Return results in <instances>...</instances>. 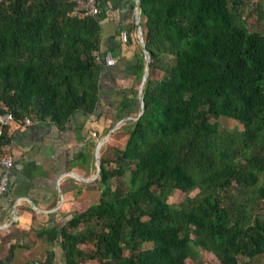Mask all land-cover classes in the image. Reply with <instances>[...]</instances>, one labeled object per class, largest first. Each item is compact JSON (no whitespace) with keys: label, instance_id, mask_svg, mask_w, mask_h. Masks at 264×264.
<instances>
[{"label":"trees","instance_id":"16d2710c","mask_svg":"<svg viewBox=\"0 0 264 264\" xmlns=\"http://www.w3.org/2000/svg\"><path fill=\"white\" fill-rule=\"evenodd\" d=\"M251 5L139 0L150 58L144 111L120 132L125 146L100 157L97 202L59 230L65 264H203L206 255L259 264L264 0ZM99 49L98 17L74 15L67 0H0V114L64 129L94 113ZM219 119L239 127L222 129ZM176 192L183 199L170 204Z\"/></svg>","mask_w":264,"mask_h":264},{"label":"crops","instance_id":"0c3cea01","mask_svg":"<svg viewBox=\"0 0 264 264\" xmlns=\"http://www.w3.org/2000/svg\"><path fill=\"white\" fill-rule=\"evenodd\" d=\"M96 2L101 72L94 113L76 114L64 129L36 121L8 127L10 143L4 150L14 164L0 198V264H65L59 230L98 200L96 154L100 158L140 114L138 95L147 66L136 27L139 16L142 28L139 0ZM107 56L113 66L106 65Z\"/></svg>","mask_w":264,"mask_h":264},{"label":"built area","instance_id":"2783aa9c","mask_svg":"<svg viewBox=\"0 0 264 264\" xmlns=\"http://www.w3.org/2000/svg\"><path fill=\"white\" fill-rule=\"evenodd\" d=\"M68 2L73 4V14L81 17H98L99 8L96 0H67ZM127 34H122V40L127 42ZM96 61H100V57L95 53ZM107 66H113L115 61L107 56L105 58ZM13 121V117L10 113L0 114V140L3 135V128L10 125ZM23 125L29 126L31 125V120L27 117L23 119ZM13 159L12 157L5 152V150L0 147V198L7 192L9 188V170L13 167Z\"/></svg>","mask_w":264,"mask_h":264},{"label":"rangeland","instance_id":"374dc122","mask_svg":"<svg viewBox=\"0 0 264 264\" xmlns=\"http://www.w3.org/2000/svg\"><path fill=\"white\" fill-rule=\"evenodd\" d=\"M246 1L249 2L250 4L252 3V5L250 7L251 10H252V8L254 7V3L258 2L259 0H246ZM247 21H248V23L250 25L257 26V15L255 14V12H252V14L249 16V18H248ZM256 28H258L257 30H260V29L262 30L264 27H260V28L259 27H256ZM154 76L156 78H162L163 77V73L160 72V71H158V72H155ZM121 119L124 120L126 118L125 117L124 118H120V120ZM211 121L212 122H215L216 120L211 119ZM218 123L220 125V128H222V129L223 128H225V129H234V128H238L239 127V124L236 121H234V120L219 119ZM116 145H118V146H116ZM111 146H116V147L123 148L125 146V139L122 140V137L121 136H117L116 137V142H114L113 144L109 145L108 147H111ZM100 156H101V154H100ZM96 179H98V177ZM94 186H95V189L97 188L96 189V192H95V198L97 199V197L99 196V189H98L99 185H98V183L96 181L94 183ZM96 199H95V201H96ZM182 199H183V195L180 192H176V194L174 196H172V197L169 198V201L168 202L170 204H177L180 201H182ZM205 257L206 258H205L203 264H219L210 255L209 256L206 255ZM257 262L259 264H264V257L258 259ZM87 264H96V262H87ZM189 264H193V262L192 261H189Z\"/></svg>","mask_w":264,"mask_h":264},{"label":"water","instance_id":"95a60500","mask_svg":"<svg viewBox=\"0 0 264 264\" xmlns=\"http://www.w3.org/2000/svg\"><path fill=\"white\" fill-rule=\"evenodd\" d=\"M136 27L138 29L139 39L141 41V44H142V47H143V50H144V55H145V59H146L147 70H146V73L144 74V76L142 78V82H141V86H140V91H139V95H138L139 102H140V114H139V116H137L136 118H134V120H137L143 114V111H144V101H143V96H142V90H143L144 84L146 82V78H147V75H148V72H149V67H150L149 53H148V51L145 48L143 31H142V28H141V23H140L139 16L136 17ZM108 136H110V135H108ZM95 158H96V162H97V174H96V178H97L100 175L101 164H100V159L98 157V154H96V157Z\"/></svg>","mask_w":264,"mask_h":264},{"label":"bare ground","instance_id":"6f19581e","mask_svg":"<svg viewBox=\"0 0 264 264\" xmlns=\"http://www.w3.org/2000/svg\"><path fill=\"white\" fill-rule=\"evenodd\" d=\"M5 129V128H4ZM6 131V130H5Z\"/></svg>","mask_w":264,"mask_h":264}]
</instances>
